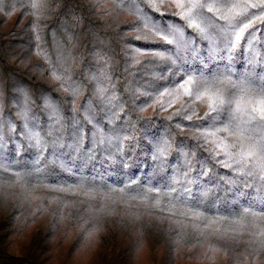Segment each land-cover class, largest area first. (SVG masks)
Here are the masks:
<instances>
[{"label":"trees","instance_id":"obj_1","mask_svg":"<svg viewBox=\"0 0 264 264\" xmlns=\"http://www.w3.org/2000/svg\"><path fill=\"white\" fill-rule=\"evenodd\" d=\"M259 108L264 0H0V264H264Z\"/></svg>","mask_w":264,"mask_h":264},{"label":"rangeland","instance_id":"obj_2","mask_svg":"<svg viewBox=\"0 0 264 264\" xmlns=\"http://www.w3.org/2000/svg\"><path fill=\"white\" fill-rule=\"evenodd\" d=\"M186 98H198V102L201 106V110L205 109V106L208 102V96L204 91L197 90V88L194 86L193 82L191 80H187L183 82L177 89L174 91L164 93L157 98V107H164V109H170L175 106H178L182 104ZM223 130H216L213 133V140L215 142H222V140L225 138V136H228L229 138L231 135H228L226 132H223ZM225 135V136H224ZM90 251L92 253V249L87 248H80L75 253H73L72 257L70 258V262L74 264H88L90 260ZM202 251V250H200ZM196 254H199L197 252ZM199 256V255H198ZM144 256L140 260V263L145 264L144 262H147L144 260ZM197 258V257H196ZM180 264H232L231 261L225 257L222 256L219 253H214L210 256L207 260H202L199 258V260H196V262H189V263H180ZM236 264H247L245 263H236Z\"/></svg>","mask_w":264,"mask_h":264},{"label":"snow or ice","instance_id":"obj_3","mask_svg":"<svg viewBox=\"0 0 264 264\" xmlns=\"http://www.w3.org/2000/svg\"><path fill=\"white\" fill-rule=\"evenodd\" d=\"M254 112H258L260 115H264V108L253 109ZM261 151H264V146L261 147Z\"/></svg>","mask_w":264,"mask_h":264}]
</instances>
